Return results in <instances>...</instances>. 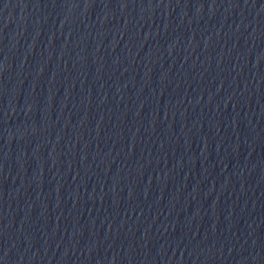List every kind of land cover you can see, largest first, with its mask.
Returning a JSON list of instances; mask_svg holds the SVG:
<instances>
[{
  "label": "water",
  "instance_id": "95a60500",
  "mask_svg": "<svg viewBox=\"0 0 264 264\" xmlns=\"http://www.w3.org/2000/svg\"><path fill=\"white\" fill-rule=\"evenodd\" d=\"M0 264H264V0H0Z\"/></svg>",
  "mask_w": 264,
  "mask_h": 264
}]
</instances>
